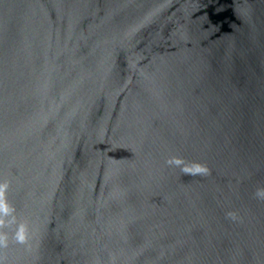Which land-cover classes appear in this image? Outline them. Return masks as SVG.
<instances>
[{"label": "water", "instance_id": "1", "mask_svg": "<svg viewBox=\"0 0 264 264\" xmlns=\"http://www.w3.org/2000/svg\"><path fill=\"white\" fill-rule=\"evenodd\" d=\"M3 182L4 264H264V0H0Z\"/></svg>", "mask_w": 264, "mask_h": 264}, {"label": "clouds", "instance_id": "2", "mask_svg": "<svg viewBox=\"0 0 264 264\" xmlns=\"http://www.w3.org/2000/svg\"><path fill=\"white\" fill-rule=\"evenodd\" d=\"M166 163L170 167L179 168L184 175L191 176H207L209 169L206 165L200 162H187L181 157H170ZM9 184L7 182L0 183V249L8 247V234L3 229L10 224H16V217L14 215L15 209L7 199V190ZM254 197L264 201V188H258ZM231 220H236V214L229 212L226 214ZM13 239L16 243L24 245L28 243L29 231L24 223H19L15 229ZM0 264H4V258L0 257Z\"/></svg>", "mask_w": 264, "mask_h": 264}]
</instances>
